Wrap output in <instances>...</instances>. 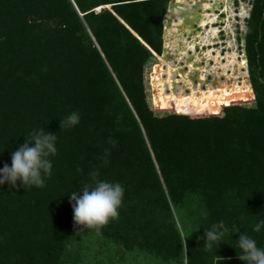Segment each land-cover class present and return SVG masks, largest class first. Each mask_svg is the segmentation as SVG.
I'll list each match as a JSON object with an SVG mask.
<instances>
[{
    "label": "trees",
    "instance_id": "1",
    "mask_svg": "<svg viewBox=\"0 0 264 264\" xmlns=\"http://www.w3.org/2000/svg\"><path fill=\"white\" fill-rule=\"evenodd\" d=\"M170 1L0 0V168L33 129L57 133L44 187L0 186V264H80L90 237L118 247L121 261L166 264L185 253L188 264H243V232L264 246V230L253 231L264 217V0H251L245 20L252 93L230 100L254 107L218 116L220 106L153 99L174 113L160 117L144 69L162 53ZM73 111L80 123L60 129ZM93 171L125 189L99 233L75 224L66 194ZM221 220L223 243L203 248L204 229Z\"/></svg>",
    "mask_w": 264,
    "mask_h": 264
},
{
    "label": "rangeland",
    "instance_id": "2",
    "mask_svg": "<svg viewBox=\"0 0 264 264\" xmlns=\"http://www.w3.org/2000/svg\"><path fill=\"white\" fill-rule=\"evenodd\" d=\"M192 1L171 0L168 3L163 18L162 53L159 59L155 57L150 59L144 69V87L147 101L150 110L156 116L162 117L166 114H174L156 109L154 104L159 107L165 105H158L156 99L159 102L170 101L168 104L177 102L199 107L220 106L222 108L218 116H222V110L231 99L252 93L247 73L244 41L241 39V36L246 33L245 20L249 14L251 0ZM173 2H175V7L170 9L169 5ZM202 4H207L208 9L205 10ZM177 6L178 12H175ZM100 8H97L96 12L100 11ZM103 8L110 9L108 5ZM184 13L191 16L190 20L194 23L193 26L184 21ZM208 15H214V25L200 28V21L207 19ZM189 26L191 27L188 28ZM211 26L218 32L215 40L213 35L208 33ZM203 36L208 39L207 43L211 44L209 50L208 44L206 45L204 42L201 44L200 42L201 38H204ZM188 45L195 47V53L185 50ZM205 54L207 57H205ZM170 66L173 70L169 75L170 82L174 84L172 89L167 81ZM189 66L192 67V70ZM201 75L204 78H201ZM244 83L249 85L244 86ZM236 84L241 87L233 88ZM191 89L203 91L197 95H186L190 94ZM208 89L210 91L206 92ZM233 105L247 108L254 107L255 99L253 98L252 103L230 102L227 107ZM190 116L194 117L195 115ZM82 245L86 248L82 252L83 259L80 264H166L141 254H126L124 256L125 260L121 261L119 257L121 252L118 247L107 241L97 240L95 237L88 238Z\"/></svg>",
    "mask_w": 264,
    "mask_h": 264
},
{
    "label": "clouds",
    "instance_id": "3",
    "mask_svg": "<svg viewBox=\"0 0 264 264\" xmlns=\"http://www.w3.org/2000/svg\"><path fill=\"white\" fill-rule=\"evenodd\" d=\"M80 119V113L73 111L59 121L60 129L77 126ZM56 141L57 133L46 132L44 127L33 129L29 138H24V143L10 153L11 165L5 164L0 168V186L7 183L15 188L19 181L23 188L25 185L44 187L46 178L52 173L53 164L49 157L57 153ZM89 176L90 183L79 185L78 189L66 194L69 203L73 205L75 224L85 226L88 230L95 228L99 233L102 226L118 217L125 189L119 182L99 179V173L96 171L90 172ZM177 227L183 238V226L177 224ZM262 230L264 217L253 226L254 232L259 233ZM239 231L235 230V234ZM228 232L229 229L222 220L204 229L203 237L200 238L204 241L203 248H211L214 245L218 247ZM187 239L183 240V246ZM235 240L240 249L237 258L243 264H264V246H258L257 241L244 232ZM184 264H188L186 253Z\"/></svg>",
    "mask_w": 264,
    "mask_h": 264
},
{
    "label": "bare ground",
    "instance_id": "4",
    "mask_svg": "<svg viewBox=\"0 0 264 264\" xmlns=\"http://www.w3.org/2000/svg\"><path fill=\"white\" fill-rule=\"evenodd\" d=\"M202 1H203V0H202ZM192 2H195V0H193ZM200 4H201V3H200ZM218 4H219V2H218ZM105 6H106V5H105ZM203 6H204V7H203ZM200 7H201V5H200ZM202 7L205 8V10L208 9V8H207V4H202ZM226 7H227V6H226ZM188 9H189V8H188ZM224 9H225V8H224ZM211 10H212V9H211ZM203 11H204V10H203ZM227 13H228V12H227ZM227 13H226V14H227ZM193 14H194V13H193ZM204 16H205V15H204ZM213 16H214V15H210V16L208 15V16H207V17H208L207 19H203V20H201V21H200V24H199V27L202 28V27L205 26L204 28H206L207 25H212V24L214 23ZM190 17H191V16H188V19H189L188 21H191V20H190ZM195 18H196V17H195ZM216 20H217V19H216ZM197 21H199V20H197ZM186 22H187V21H186ZM185 24H186V23H185ZM188 24H189V23H188ZM186 25H187V24H186ZM213 25H214V24H213ZM190 27H191V26H189L188 28H190ZM193 31H194V30H193ZM208 33H209V34L211 33V34L213 35V39L215 40L218 32H217V30H215V29L211 26V29H210V31H209ZM219 33H220V32H219ZM209 34H208V35H209ZM187 35H188V34H187ZM196 36H197V35H196ZM181 37H182V36H181ZM203 37H204V36H203ZM178 39H179V38H178ZM205 39H206L205 37H204V38H201V41H200L201 44H202V42H204V44L206 43V45L208 44V43H207V42H208V39H206V40H205ZM165 43H167V40H166ZM211 43H212V42H211ZM210 46H211V44H208V50H209V47H210ZM203 47H205V46H203ZM185 50H187L188 52H193V53H195V51H194V50H195V47H194V46H190V45H188V48H186ZM185 50H184V51H185ZM208 50H207V51H208ZM208 52H209V51H208ZM206 53H207V52H206ZM205 55H206V54H205ZM233 55H234V54H233ZM210 56H211V55H210ZM205 57H207V55H206ZM243 59H244V58H243ZM188 62H189V61H188ZM241 66H242V65H241ZM189 67H190V69L192 70V67H191V66H189ZM175 69H176V68H175ZM171 70H172V69H171V66H170V67H169V72H168V79H167V81H168V83H169V84H168L169 87H171V89H172V85H174V84H173L172 82H170L171 80H169V79H170L169 75L171 74ZM172 71H173V70H172ZM247 73H248V72H247ZM210 75H211V74H210ZM248 76H249V75H248ZM202 77H203V75H201V78H202ZM211 77H212V76H211ZM201 78H200V79H201ZM203 78H204V77H203ZM234 79H235V78H234ZM234 79H233V80H234ZM228 82H229V81H228ZM174 83H176V82H174ZM226 83H227V82H226ZM243 85L245 86V85H249V84L244 83ZM217 87H218V86H217ZM230 87H231V86H230ZM234 87H241V86H239V85L236 84V86L234 85L233 88H234ZM196 88H197V87H196ZM208 88H209V87H208ZM171 89H170V92H171ZM202 91H203V90L200 91V89H198V90L191 89L190 94H186V95H195V94L197 95V94L202 93ZM208 91H210V89H208L206 92H208ZM172 92H173V91H172ZM174 93H175V92H174ZM177 93H179V92H177ZM179 95H180V94H179ZM181 95H182V94H181ZM156 97H157V96H156Z\"/></svg>",
    "mask_w": 264,
    "mask_h": 264
},
{
    "label": "water",
    "instance_id": "5",
    "mask_svg": "<svg viewBox=\"0 0 264 264\" xmlns=\"http://www.w3.org/2000/svg\"><path fill=\"white\" fill-rule=\"evenodd\" d=\"M174 7H175V2H173V3H171L170 5H169V8L170 9H174ZM173 11V10H172ZM183 17L185 18V22L187 21V23H189L190 25H194V23L192 22V21H188L189 19H188V15H186V13H184V15H183ZM121 23H122V21H120ZM133 33V32H132ZM134 34V33H133ZM135 35V34H134ZM136 36V35H135ZM241 39L244 41L245 40V35H242L241 36Z\"/></svg>",
    "mask_w": 264,
    "mask_h": 264
},
{
    "label": "built area",
    "instance_id": "6",
    "mask_svg": "<svg viewBox=\"0 0 264 264\" xmlns=\"http://www.w3.org/2000/svg\"><path fill=\"white\" fill-rule=\"evenodd\" d=\"M154 57H157L156 54H154ZM152 69H153V68H152ZM151 82H152V81H151ZM225 107H227V106H225Z\"/></svg>",
    "mask_w": 264,
    "mask_h": 264
},
{
    "label": "crops",
    "instance_id": "7",
    "mask_svg": "<svg viewBox=\"0 0 264 264\" xmlns=\"http://www.w3.org/2000/svg\"><path fill=\"white\" fill-rule=\"evenodd\" d=\"M157 57H155L156 59H159V56L158 55H156Z\"/></svg>",
    "mask_w": 264,
    "mask_h": 264
}]
</instances>
